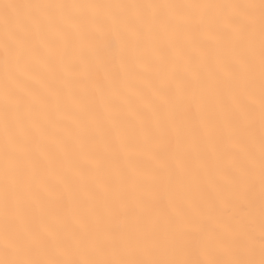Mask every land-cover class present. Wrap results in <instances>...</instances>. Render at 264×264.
Wrapping results in <instances>:
<instances>
[{
  "label": "snow or ice",
  "instance_id": "1",
  "mask_svg": "<svg viewBox=\"0 0 264 264\" xmlns=\"http://www.w3.org/2000/svg\"><path fill=\"white\" fill-rule=\"evenodd\" d=\"M0 264H264V0H0Z\"/></svg>",
  "mask_w": 264,
  "mask_h": 264
},
{
  "label": "bare ground",
  "instance_id": "2",
  "mask_svg": "<svg viewBox=\"0 0 264 264\" xmlns=\"http://www.w3.org/2000/svg\"><path fill=\"white\" fill-rule=\"evenodd\" d=\"M16 2H28V0H16ZM173 2L192 3V2H196V0H173ZM241 2H244V0H241Z\"/></svg>",
  "mask_w": 264,
  "mask_h": 264
}]
</instances>
